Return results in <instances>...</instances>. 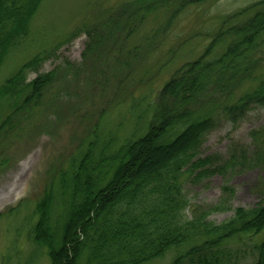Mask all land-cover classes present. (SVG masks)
I'll use <instances>...</instances> for the list:
<instances>
[{
    "label": "trees",
    "instance_id": "1",
    "mask_svg": "<svg viewBox=\"0 0 264 264\" xmlns=\"http://www.w3.org/2000/svg\"><path fill=\"white\" fill-rule=\"evenodd\" d=\"M132 1L134 7L126 6L136 13L135 20L143 21L170 3H178L176 16L208 0ZM41 2L0 0V67L11 48L28 35ZM242 16L246 19L234 22ZM115 21L119 24L111 27L112 36L137 24ZM99 40L88 43L84 57L101 53L104 46ZM222 40H229L225 51L210 60ZM263 45L264 0H260L223 19L202 55L164 84L154 120L142 136L113 147L114 138L100 144L95 132L84 151L55 173L36 204L38 218L29 236L34 245L46 249L50 264H146L173 250L170 264H235L240 259L241 250L230 244L264 231V203L237 207L231 218L216 223L209 216L230 208L232 187H223L216 205L192 208L189 217L183 185L264 166V148H259L264 147V127L251 131L253 143L260 145L252 151L235 143L227 156L201 155L216 116L222 114L237 124L253 108L264 107V79L255 73L261 67L258 55ZM60 46L37 54L1 85L0 113L5 106L10 112L0 130L17 127L19 115L43 103L57 71L40 73L31 81L27 73L38 72ZM195 104L200 107L192 108ZM256 249L255 264H264V243Z\"/></svg>",
    "mask_w": 264,
    "mask_h": 264
},
{
    "label": "rangeland",
    "instance_id": "2",
    "mask_svg": "<svg viewBox=\"0 0 264 264\" xmlns=\"http://www.w3.org/2000/svg\"><path fill=\"white\" fill-rule=\"evenodd\" d=\"M257 1L208 0L176 16L173 10L178 3H170L138 21L130 8L135 5L132 0H42L28 35L18 40L0 67L1 87L24 63L61 45L38 72L27 73L31 81L40 73L57 71L43 103L19 115L17 127L0 130V264H50L46 249L34 245L29 236L38 218L36 204L55 173L84 151L95 132L100 144L114 138L113 147L142 136L154 120L164 84L183 65L202 55L220 31L223 19ZM118 19L137 24L112 36L111 27L119 24L115 21ZM94 34L97 36L91 37ZM94 39H100L104 48L95 57H84L88 43ZM228 42L217 44L209 59L221 55ZM258 56L261 67L255 73L264 79V45ZM9 112L5 106L0 123ZM215 120L216 126L201 149L202 156H227L235 143L246 151L260 146L253 143L250 133L264 127V107L253 108L237 124L222 114ZM263 179L261 166L186 181V213L190 217L195 206L207 209L216 205L227 185L234 191L230 208L213 212L209 219L216 223L228 220L237 207L264 203ZM262 243L264 231L232 241L230 246L241 250L235 264H255L256 246ZM175 254L170 251L164 258L146 264H170Z\"/></svg>",
    "mask_w": 264,
    "mask_h": 264
}]
</instances>
